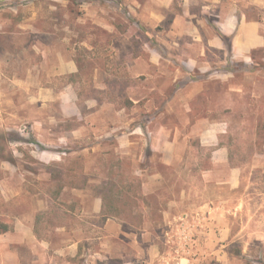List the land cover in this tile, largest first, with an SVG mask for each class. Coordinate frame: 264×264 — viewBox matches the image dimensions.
Listing matches in <instances>:
<instances>
[{
  "label": "rangeland",
  "instance_id": "obj_1",
  "mask_svg": "<svg viewBox=\"0 0 264 264\" xmlns=\"http://www.w3.org/2000/svg\"><path fill=\"white\" fill-rule=\"evenodd\" d=\"M115 7L110 0H0V193H16L24 212L38 205L39 233L101 195L91 247L113 253L102 264H214L199 247L207 248L201 232L212 214L200 206L227 196L203 175L216 146L195 141L182 177L148 149L149 158L132 161L126 134L137 114L126 87L135 80L111 59V23L124 28L111 18ZM209 85L222 91V83ZM245 140L236 144L237 158L254 155L252 137ZM136 151L141 158L144 148ZM143 173L164 179L152 181L149 192ZM238 191L229 190L232 205ZM108 218L120 227H106ZM230 218L237 229L240 217ZM232 246L238 257L239 241ZM144 252L155 258L144 260Z\"/></svg>",
  "mask_w": 264,
  "mask_h": 264
},
{
  "label": "crops",
  "instance_id": "obj_2",
  "mask_svg": "<svg viewBox=\"0 0 264 264\" xmlns=\"http://www.w3.org/2000/svg\"><path fill=\"white\" fill-rule=\"evenodd\" d=\"M110 1L117 6L111 18L124 25L120 31L111 23L117 36L111 59L135 80L126 87L137 114L126 134L132 161L144 159L148 149L182 177L183 166L194 162L195 141L215 145L203 175L227 189V196L200 206L212 213L201 232L207 247H199L201 256L214 264H264V0ZM210 83H222V91L209 90ZM248 135L254 155L237 158L236 144L242 148ZM143 177L149 192L152 181L164 179L160 173ZM235 189L239 197L232 205L229 190ZM3 197L0 226L8 229L0 231V264H102L113 257L91 247L101 228V195L77 213L64 212L70 218L48 225L47 233H39L38 205L24 212L16 193L5 189ZM232 212L240 217L237 229ZM105 224L120 227L113 218ZM234 241L241 245L238 257ZM142 258L155 256L144 252Z\"/></svg>",
  "mask_w": 264,
  "mask_h": 264
},
{
  "label": "trees",
  "instance_id": "obj_3",
  "mask_svg": "<svg viewBox=\"0 0 264 264\" xmlns=\"http://www.w3.org/2000/svg\"><path fill=\"white\" fill-rule=\"evenodd\" d=\"M7 229H8L7 225L0 226V231H6Z\"/></svg>",
  "mask_w": 264,
  "mask_h": 264
}]
</instances>
